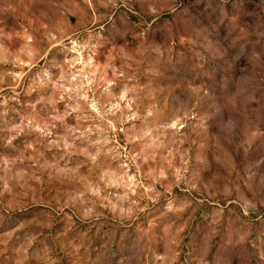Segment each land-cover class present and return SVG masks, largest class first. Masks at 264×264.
Instances as JSON below:
<instances>
[{"label":"rangeland","instance_id":"374dc122","mask_svg":"<svg viewBox=\"0 0 264 264\" xmlns=\"http://www.w3.org/2000/svg\"><path fill=\"white\" fill-rule=\"evenodd\" d=\"M0 264H264V0H0Z\"/></svg>","mask_w":264,"mask_h":264}]
</instances>
